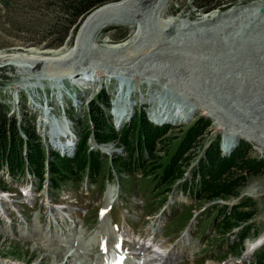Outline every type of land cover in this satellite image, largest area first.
Listing matches in <instances>:
<instances>
[{"label": "rangeland", "instance_id": "374dc122", "mask_svg": "<svg viewBox=\"0 0 264 264\" xmlns=\"http://www.w3.org/2000/svg\"><path fill=\"white\" fill-rule=\"evenodd\" d=\"M60 1L62 2L61 4H63L64 0H0V51H27L30 47L52 50L66 43H74L81 22L93 8L89 10L85 16H79L74 23H71L72 17L59 5ZM213 1L215 0H171L168 4V14L171 16L185 15L195 18L199 17L202 13H208L213 10H224L239 1L246 3L252 0H234L231 4L223 8L208 6V4ZM244 17H246L247 20L238 21L236 23V28H227L221 33H214L212 30L210 32L204 31V33L201 34L196 31L197 33H193L194 35L188 36L176 29V31L172 33V36L166 34L168 39L171 38L167 40L169 41V43H167L170 44V47L175 48L173 46H176V50L174 49L176 52L171 54L172 59H168L167 57L156 54L157 51L154 52L151 46H149L155 42H158L159 45L163 44L165 40L164 30L157 22L150 20L153 18L150 16L149 21H142V24L144 23V33L141 34H144V36L142 35V40L137 42L139 45L135 50L132 51V49H128L116 54H100L97 51H91V49H89L87 53L83 52L86 55H82V53L75 62H64V65L59 64L57 66L43 65L42 68L38 66L36 69H41L44 73L47 72L46 76H48V78L44 76L45 80L43 79L44 74L41 76L42 82L40 84L37 83L39 86L35 85V78L37 76L31 75V72L34 71L28 70V73H25L11 65L2 66L0 67V104L3 103L8 105V109L4 111L5 116L14 117L13 120L14 124H16L17 132L19 128V132L22 134L23 132L18 123L19 117L21 119V113H25V116H22L24 120L31 118L29 114L34 117H39L37 123L35 122V118L32 122H34L33 124L37 131L41 130V137L37 135L41 143L47 145V138L51 134H49V132L47 133V130H43L39 122H44L45 119L48 121L53 119L51 116L54 117V114L52 112L48 113L45 110L39 115V107H44L43 103H46V107L50 108L51 106L49 104L47 105L48 99L53 98L54 95L57 97L56 93L59 89L64 91L66 83L74 78L72 73L76 70L78 72L89 70L90 74H93L88 76V79L98 81L99 85L104 81L103 90L106 96H110L112 84L114 85L116 82V94L114 93L115 95L111 99L110 105L111 102H115L114 99L116 100L118 94L123 89L124 91H128L127 88L131 89V99L135 102L138 100L137 98L139 96L137 93L143 95L145 92L147 93L152 86H156V84L158 88L165 87L168 93H172L170 99L174 101L171 102H174V106L179 104L183 107L184 113L187 114L190 112L191 108L198 107V110L195 109L187 120L181 121L177 127L169 128L162 139L155 141L153 149L156 151L152 153L153 158H149L150 161L155 162L159 159L162 160L165 149L171 147L174 141L173 137L178 138L181 132L190 125L197 116L207 118L210 122L205 133L195 142V145L190 150L191 159L189 165L183 169L181 177L176 180L182 181L184 177L188 179L191 176L192 166L195 165L194 157H197L199 152H201L206 140H210L213 136H218V144H220L221 137L224 135L225 137H222V145H224L222 147L223 150L220 151V149H218L221 154L226 153L225 156H227L229 151L231 152V150L237 146L236 143L233 146L234 148H231L229 141L232 140L235 132L244 124L251 127L257 125V123L261 122L262 116H264V114H262L264 113V98H259L255 92H252L254 89L260 88L259 85H262L264 82V15L260 16L258 20L253 19L251 15V18L248 15L243 16V18ZM219 22L221 21L215 22V24L213 23L212 26L217 24L220 26ZM140 27L141 26L137 28L140 30ZM132 30L133 26L126 27L115 24L107 26L106 29L99 34L98 38H96L95 43L96 45H103L104 41L108 40L115 43L120 42L128 37ZM122 31H124V36L123 38H119V34ZM138 36L141 35L138 34ZM151 41L153 42L151 43ZM187 47L192 53L184 51ZM180 48L181 50H178ZM156 49L157 47L155 50ZM90 57H92V60ZM98 58H100V60ZM157 64H159V66ZM171 64L174 65L171 66ZM140 65H142V67H140ZM128 66L133 68V73L135 70L134 68H137V72L133 76L126 75V73L130 71L126 69L130 68ZM153 67L156 71H149V69ZM170 73L171 75H169ZM158 76H160V78ZM172 76L175 77L170 79ZM110 78L115 81H110ZM259 78H263L261 83L258 81ZM48 80L49 83H47ZM51 80L54 81L53 84L55 83V85L53 86L55 88L53 86H47V84H52ZM186 80H189L190 83L193 80V83L190 85L195 86L196 83V87L193 88V86H188V83L185 82ZM182 82L184 83L182 84ZM59 83L62 88L61 86L58 87ZM44 84L45 86L43 87ZM33 85L35 86L33 87ZM92 87L95 88L94 85ZM132 90H134V92H132ZM20 91L25 94V98L23 97L21 99L18 96ZM47 91H49L50 94H46ZM188 91H191V94H189ZM186 92L188 93L186 94ZM155 94L159 97L158 92ZM67 95H69V99L72 102L76 101V98H74L75 100L71 99L73 98V93ZM163 97L168 98L169 96ZM38 99L40 103H38ZM41 99H43V103L40 101ZM94 99L95 103L101 108L106 122L109 120L112 126L108 110L111 114V107L113 106H109L107 109L106 106L99 104L96 96H94ZM26 100L28 106L26 105ZM59 101L61 100H58V102ZM165 101L167 102V99ZM63 105L65 106L68 104L66 102V104ZM162 105L163 104L160 106ZM77 106L78 108H72L73 110L69 109V111L66 112V116L68 117L67 126L72 134L74 136L76 135L78 138L85 130H88L89 137L86 139V144L89 148L93 140L91 135L93 126L88 122L84 104ZM149 108L150 106L146 109L147 118L154 120L155 117L150 115ZM63 109L65 111V108ZM134 110L137 112L143 109L141 106H137L133 108V111ZM172 110L173 109L170 107L166 108L163 117L165 115L167 116L169 111L171 113ZM32 112L36 114L34 115ZM260 113L262 115H260ZM104 114L108 115V120ZM24 120H22V123H25L24 125L33 128L30 122L27 124ZM129 121L130 120L127 122ZM87 123L89 127H87ZM61 124L60 127H62ZM135 124L138 126V117L135 118ZM60 127L55 124V133L61 131ZM124 127L120 126V128H116V126H112L115 138L110 141L108 140L109 143L105 144L117 143L118 145H123L119 136ZM33 131L35 132L34 128ZM62 132L63 130L60 134ZM132 133L134 135V132ZM227 133H229L230 136ZM240 139L248 145L243 156L244 158L255 157L264 160V153L258 150L257 145L254 144L252 140H248L243 136L239 137L238 141ZM56 143H59L58 145H63L59 140H57ZM65 144L67 143L65 142ZM124 148L126 152L127 149L125 146ZM119 149H121V147H119ZM63 150L64 149H62V151ZM224 150L226 152H224ZM126 156L128 155L126 154ZM135 156L136 153H132L134 159ZM95 157L97 159L100 158L99 161L102 160V157H99V155H95ZM236 162H239V160L237 159ZM106 167V160L103 159L101 163L103 176L100 177L97 175L94 177L95 189L92 190L91 195L88 197L91 202L98 200L100 192L103 189L106 181V172L104 171ZM245 168L246 167L239 169L235 165L230 168V170L234 172V176L242 175L245 177L238 187V195L230 196L225 200H217L219 204L213 207V212L205 211V214H200L202 218L198 219L197 216V218L191 219L187 224L188 233L181 241H179V236L184 224L182 221L184 216L187 218L195 209L210 202L202 197L204 194L199 195V192L191 193L190 191L189 193L186 189L184 191L176 182L173 185L176 187H173L168 194V200L164 202V204H160L159 201L162 200H157V192L160 191L161 188L159 186L158 188L155 187L156 180L154 181L151 175L143 174L142 177L136 181L134 179H123L119 181V188L121 190L118 191L115 202L118 205L121 203L124 205L125 203V206H127V204L131 202L132 193H145V200H147V205L145 207L146 211L152 208L159 209L152 215L143 216L140 225L135 224L133 228L145 233L147 225L152 224L156 227L158 226V232H161L163 239L170 242L171 245L174 243L180 244L185 253L178 257L175 262H180L181 264H264V243L257 246L258 248L256 247V249H250V246H252L259 235L264 232V167L260 168L259 171L255 173H247ZM118 169L127 171L128 168L119 166ZM0 175H2V178H0V187H4L7 190L9 189V191L12 188L16 189V179H25V175L15 179L1 170ZM56 191L58 193V190ZM148 191L152 194L149 195ZM121 193H124V195ZM192 194H195L198 198L201 197L196 201L194 206H190L189 208L184 206L183 209H180L176 205L180 203L183 205L193 203L194 199ZM12 200L13 199H11V201ZM155 201L159 203H155ZM5 207L10 211L14 209L13 212H15V204L8 202L5 204ZM96 208L97 207L90 208L89 214H94ZM112 208L113 218L117 221L118 213L120 211L123 212L124 209L120 208L119 210L118 207ZM216 208H224L223 213L225 216H230L229 221L233 222V225H236V227L226 232L223 236L218 235V231L211 227L209 223L213 219V215L218 216L215 214ZM197 212L198 210H196L194 214ZM236 212L245 213L249 216L245 220L238 221L235 219ZM137 213L138 208L127 209V214L131 216ZM223 213L219 214V216ZM210 214L211 216L207 217V215ZM90 217L91 216H89V218ZM0 219L4 220V216L1 215ZM165 221L167 222L161 229ZM132 222L134 223V221ZM82 223L87 224L88 218L83 217ZM2 226L3 225L0 224V228H2ZM241 229L245 232V235L242 240H239L237 234ZM1 230L2 229H0V231ZM107 235L110 237V231ZM170 243L166 244L169 245ZM174 247H178V245L174 244ZM47 251L49 250H45L44 252L36 243L18 241L16 237L10 234L6 235L2 231L0 232V264H88V261L92 259V255H89L86 258H79V261L76 262L75 260H71L73 258L72 255L66 256L68 252H65L64 249ZM92 252L93 254L96 253L95 246L92 247ZM65 258L68 260L67 262H65Z\"/></svg>", "mask_w": 264, "mask_h": 264}, {"label": "trees", "instance_id": "16d2710c", "mask_svg": "<svg viewBox=\"0 0 264 264\" xmlns=\"http://www.w3.org/2000/svg\"><path fill=\"white\" fill-rule=\"evenodd\" d=\"M233 1L234 0H215L209 3L208 6L223 8ZM107 2H110V0H64L63 4H61L62 2L60 1L59 5L63 7L65 12L71 15V23H74L79 16H85L92 8L95 9ZM119 35V38H123L124 31L120 32ZM96 99L99 103H107V96L101 91L96 95ZM7 109V104H0V168L2 165H5L9 173H20L22 171L21 150L24 144L27 163L29 167L38 174L42 168V147L36 140L31 130L32 127L30 128L20 123V129L24 131L27 139L23 141L18 136L17 127L16 124H14L12 116H5L4 111ZM86 114L90 122L89 124L93 126L92 133L97 141H108L115 137L110 123L106 122L101 109L98 104L95 103V99L88 102ZM136 117H138V126L135 124ZM89 124H86L87 127H89ZM209 125L210 122L207 118L197 116L196 119L181 132L178 138L173 137L174 141L171 147L165 149L162 160L159 159L153 162L149 159L145 162L138 156L136 159L138 165L141 166L145 174L151 175L152 179L154 181L156 180V186L160 185L165 190L168 189L176 179L181 177L183 169L189 165L191 159L190 150L195 145V142L205 133ZM167 130V126H152L145 120L142 111H137L134 113L130 122L122 129L119 139L127 149L128 158H131L135 148L140 151L141 147L147 150L149 158H153L152 151L154 143L156 140L162 139ZM132 132H134V135ZM87 136L88 130H85V132L81 134L77 151L72 162L77 169H82L85 163L89 161V168L95 170L98 168L97 161L85 153V139ZM247 148V143L243 140H239L237 146L231 150L229 155H221L218 149V136H213L208 145L203 149L202 155L196 159L195 165L192 166L191 178L189 180L184 179L181 185L188 186L193 193L199 192V195L204 194L202 197L208 201L217 199L225 200L230 196H237L238 187L245 177L242 175L234 176V172H232L230 168L233 165L239 169L246 167L247 173H255L259 171L260 168L264 167L263 159L243 157ZM237 159L239 162H236ZM127 164H129V162H127ZM48 169L51 181L55 184L62 180L64 182L65 178L71 174L69 164L65 160L50 162L48 164ZM208 211L211 210L208 209ZM223 211L224 208H216L215 214H221ZM248 216V214L236 212L235 219L241 221L248 218ZM229 219L230 216L224 215L216 222L215 227L220 235L230 231L231 228L236 226L233 225L234 223L230 222ZM242 229L237 234L239 240H242L245 235Z\"/></svg>", "mask_w": 264, "mask_h": 264}, {"label": "bare ground", "instance_id": "6f19581e", "mask_svg": "<svg viewBox=\"0 0 264 264\" xmlns=\"http://www.w3.org/2000/svg\"><path fill=\"white\" fill-rule=\"evenodd\" d=\"M170 1L171 0H117V1H110L108 3L102 4L98 7H96L95 9H93L91 12H89L85 16V18L83 19V21L81 22V24L79 26L78 35H77L74 43H72V44L66 43V44H63L62 46H60L59 48L52 49V50L51 49H39L37 47H30L27 49V51H24V50H14L12 52H6L7 50L6 51H0V67L6 66V65H11V66L17 67L19 69V71H22L25 73L26 72L28 73V70L34 71V72H31V75L37 76L35 78V81H36L35 85H37V83L40 84L42 82L41 76L44 74L43 79H44V76H45V78H48V76H46L47 72L44 73L41 69H36L38 66H41V68H42L43 65L57 66L59 64L64 65V62L72 63V62H75L81 56V54L83 52L87 53L89 49H91V51H93V50L97 51L100 54H116L118 52H122V51L128 50V49H132V51L135 50L137 48V46L139 45V43H137V42H140L142 40V35L144 36V34H141V33H144V30H143V27H144L143 24L144 23L142 24V21H144V22H147V20L149 21L150 16L153 17L150 20L157 22L162 27V29L164 30L163 32L165 33V35H164L165 40H164L163 44L159 45L158 42L157 43L155 42L149 46H151V48L154 50V52L157 51L156 54H159L160 56H163V57H167L168 59H170V58L172 59L171 54L176 52L175 51L176 46H173L175 48L170 47V44H168L169 41H167V40H170L171 38L168 39L166 37V34H170L172 36L173 35L172 33H174L176 31V29H178L183 34H187L188 36L194 35L193 33L198 32V33L202 34V33H204V31L210 32L212 30L214 31V33H219V32L221 33L224 29L226 30L227 28L228 29L234 28V27L236 28V23L238 21L239 22L240 21H246L247 20L246 17L243 18V16L248 15L250 17V15H251V17L253 19L258 20L260 18V16L264 15L263 14L264 13V0H252V1H249L246 3L239 1V2L229 6L228 8H226L224 10H219V11L213 10V11L208 12V13H202L199 17H195V18H191V17L185 16V15H179V16L169 15L168 14V10H169L168 4ZM260 7L262 8V11H261L262 13L258 11V8H260ZM258 13H261V14H258ZM218 21H221V22H219L220 26H219V24L212 26L213 23L215 24V22H218ZM113 24L126 26V27L127 26L128 27L133 26V30L129 34L128 37H126L124 40H122L120 42L115 43V42L108 40V41H104L103 45H96L95 41H96V38H98L99 34L102 31H104L107 26H110ZM139 26H141L140 30H139V28H137ZM240 26H242V25H240ZM138 34H140L141 36H138ZM152 42L153 41H151V43ZM170 43H172V42H170ZM156 47H157V49L155 50ZM178 50H181V48ZM184 51H186L187 53L188 52L192 53V51L188 47H187V49H184ZM82 55H86V54L83 53ZM199 55H201V54H199ZM90 58L92 60V57H90ZM98 59L100 60V58H98ZM94 61H92V62H94ZM137 62H139V61H137ZM157 65L159 66V64H157ZM173 65L174 64H171V66H173ZM128 67H130V66H128ZM140 67H142V65H140ZM164 67H166V66H164ZM126 69L130 70L128 73H126V75H128V76H130V75L133 76L137 72V68H134L135 69L134 73L132 72L133 68L130 67V68H126ZM153 70H154V72L156 71V69H154V67L149 69V71H152V72H153ZM172 71H173V69H172ZM114 73H115V71H114ZM72 74H73L72 76L78 77V76H91V74H93V73L90 74L89 70H83L82 72L81 71L78 72L76 70ZM169 75H171V73ZM149 76H152V75H149ZM158 77L160 78V76H158ZM174 77L172 76V77H170V79H173ZM262 79L259 78L258 81H260V83H261L263 81ZM52 80H51L52 84L51 85L47 84V86L55 85V83L53 84L54 81H52ZM72 81H73V79H71L68 82H70V84H72ZM76 81H77L76 84H78V85L84 84V82H81V80H79V79H77ZM86 81H89V80H86ZM185 82H187L188 84L187 83L186 84L189 86L190 84L193 83V80L191 81V83L189 82V80H186ZM47 83H49V80ZM168 83H172V82H168ZM183 83L184 82H182V84ZM35 85H33V87ZM196 85L197 84L195 83V86H193V85H190V86H193V88H194V87H196ZM37 86H39V85H37ZM44 86H45V84L43 85V87ZM60 86L61 85L59 83L58 87H60ZM66 86L68 87L66 89L69 92L74 91V88H72V86H70L68 83H66ZM259 86H260V88H256L252 92H255L257 97L264 98V82L262 83V85H259ZM61 88H62V86H61ZM64 92H65V90L62 91V89H59L57 91L56 95L59 97V96L63 95ZM126 92L127 91H124V89L122 91H120L116 100L114 99L115 102H113V103L111 102V105L109 104V106H113V107H111V110L113 113V114L111 113V115L115 118L117 117V114L120 115L122 113L123 117H124L126 114L128 115V113H129V110H130V109L128 110L129 105L126 103V101H124V99H126V95H127ZM188 92H189V94H191V91H188ZM188 92H186V94ZM48 93L49 92L47 91L46 94H48ZM19 94H18V96L21 99L23 97L25 98V94H23L21 91L19 92ZM65 94H69V93L66 92ZM130 96L132 97L131 94H130ZM54 97H55V95H54ZM72 97H73V98H71L72 100L74 98H76V100H77V96L75 94H73ZM131 97L126 99L129 104L133 103ZM140 100L144 101L143 99H140ZM19 101H20V99H19ZM38 103H40L39 99H38ZM73 103H76V102L73 101ZM48 104L50 106L54 105V102L51 101V98L48 99L47 105ZM161 104L164 105V103L162 101H159L158 107L150 106V108H149L150 115L152 117H155L154 120L153 119L150 120L149 118H147V115H146V109L147 108L144 110L145 111V118L148 122L158 123V117L162 114V109L159 108ZM169 104H171V103H169ZM39 108H40L39 109L40 110L39 115L43 113V110H46V112L51 113V110H50L51 107L50 108L46 107V104L44 107L40 106ZM197 108L198 107L191 108L190 112H188L187 114L183 113L182 115H180L179 117L181 118V121L187 120L193 114L195 109H197ZM36 111H37V109H36ZM172 112H173V110L171 111V113ZM250 112H252V111H250ZM171 113L169 111L167 113V116L165 118L163 117V120L169 121L170 123L173 122L174 120H177L175 118V115L172 116ZM130 114H131V111H130ZM262 114H264V113H262ZM262 114L260 113V115H262ZM37 116H38V114H37ZM169 117H171V118H169ZM262 117H261L262 119L260 120L261 122L257 123V125H255L253 127L247 126L246 124L242 125L241 128H239L235 132V135L233 136L232 140H229L231 148H233V146L236 144V142L238 141V138L243 136L244 138H246L248 140H252V142H254V144L257 145L258 150L260 152L264 153V116H262ZM13 118L14 117L12 116V119ZM51 118H53V119H50L49 121L45 119L44 122H39L40 126L43 128V130H47V133L49 132V134H52V137H53L52 140L55 142L54 147H56L59 150L66 149L68 147V145L65 144L66 139H64L63 136H61V134L54 133V132H56V128H55V124L57 123L56 120H60V119L54 118L52 116H51ZM22 120H24V118ZM24 121L27 124H28V122H30L31 126H33V128L35 129V132L41 131V130H39V131L36 130V127L33 124L34 122H32L33 120L31 118L28 120H24ZM21 124H22V122H21ZM19 126H20V122H19ZM38 126H39V124H38ZM58 127H60V126L58 125ZM33 128L31 129L32 131H33ZM169 128H174V126H170V127H168V129ZM60 129L63 130L62 127H60ZM69 131L70 130L68 129V126H66L67 135H71L69 133ZM18 132H19V128H18ZM22 132L26 136L24 131H22ZM33 133H34V131H33ZM222 137H225V136L223 135ZM222 137H221V141L219 144L221 149L224 146V145H222ZM57 140H59L62 143L64 140L63 144H65V145H58L59 143H56ZM38 142L40 143V139L38 140ZM119 147H117L116 149L120 151L121 149H119ZM22 148H25V146H22ZM225 150H226V147H225ZM110 190H111V186L109 185L107 187V191H106L107 192L106 193L107 199L110 197ZM1 209H3V207H1ZM78 231L80 232L81 230H78ZM153 232H154L153 228H150L147 231L146 236L151 235V238L155 240V245H157L158 248L161 249L160 250L161 255L155 259H152V262H156L157 264H167L168 261L174 255L182 252V249H180L179 247H174V244L173 245H171V244L167 245L165 240L161 239L160 237L155 235ZM263 243H264V232L259 235V237L252 244V246H250V249L252 250V249L256 248L257 246H260ZM52 250H57V249H52ZM138 250L146 252V249L141 250V248H138ZM49 251H51V250H49ZM49 251H47V252H49ZM145 256L150 257L151 255L148 252V253H146V255H143V257H145ZM67 261L68 260L65 258V262H67Z\"/></svg>", "mask_w": 264, "mask_h": 264}, {"label": "water", "instance_id": "95a60500", "mask_svg": "<svg viewBox=\"0 0 264 264\" xmlns=\"http://www.w3.org/2000/svg\"><path fill=\"white\" fill-rule=\"evenodd\" d=\"M258 11H259V12H261V11H262V8H261V7H260V8H258Z\"/></svg>", "mask_w": 264, "mask_h": 264}]
</instances>
